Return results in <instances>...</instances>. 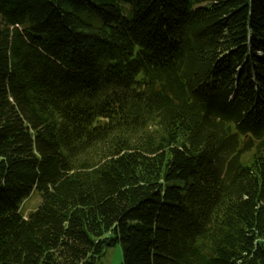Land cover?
Listing matches in <instances>:
<instances>
[{
  "label": "trees",
  "instance_id": "16d2710c",
  "mask_svg": "<svg viewBox=\"0 0 264 264\" xmlns=\"http://www.w3.org/2000/svg\"><path fill=\"white\" fill-rule=\"evenodd\" d=\"M116 245L264 264V0H0V264Z\"/></svg>",
  "mask_w": 264,
  "mask_h": 264
},
{
  "label": "rangeland",
  "instance_id": "374dc122",
  "mask_svg": "<svg viewBox=\"0 0 264 264\" xmlns=\"http://www.w3.org/2000/svg\"><path fill=\"white\" fill-rule=\"evenodd\" d=\"M125 16L131 17L132 13H125ZM42 204V199L37 191H33L31 195L22 203L20 214L23 217H28ZM122 260V251L119 245L106 249L102 262L104 264H120Z\"/></svg>",
  "mask_w": 264,
  "mask_h": 264
}]
</instances>
